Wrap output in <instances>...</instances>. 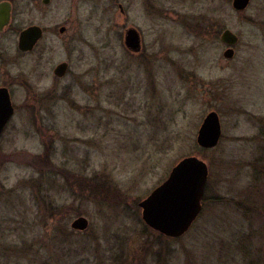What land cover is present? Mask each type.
<instances>
[{"label":"rangeland","instance_id":"obj_1","mask_svg":"<svg viewBox=\"0 0 264 264\" xmlns=\"http://www.w3.org/2000/svg\"><path fill=\"white\" fill-rule=\"evenodd\" d=\"M43 1L0 0L15 107L0 133V264H264V0ZM31 26L42 38L22 52ZM226 29L239 37L229 59ZM211 112L221 139L205 149ZM192 156L209 169L202 212L185 235H160L139 204Z\"/></svg>","mask_w":264,"mask_h":264},{"label":"water","instance_id":"obj_2","mask_svg":"<svg viewBox=\"0 0 264 264\" xmlns=\"http://www.w3.org/2000/svg\"><path fill=\"white\" fill-rule=\"evenodd\" d=\"M251 0H233V7L238 11L245 10ZM48 5L50 0H44ZM12 18V7L9 3H0V31L8 26ZM65 28L60 29L64 33ZM43 31L38 26H31L20 33L18 47L22 52L34 50ZM221 42L228 47L225 58H232L239 37L226 29L221 34ZM125 45L133 52H140L141 37L135 28L125 32ZM69 70L68 63L58 65L54 74L63 78ZM9 95L0 89V133L11 119ZM221 139V124L216 112H211L204 119L197 137V143L205 149L215 148ZM209 169L207 164L198 157L192 156L181 160L170 172L169 177L144 199L140 204L142 219L152 230L169 238H179L185 235L202 212V200L206 192ZM72 229L86 231L89 221L79 217L72 223Z\"/></svg>","mask_w":264,"mask_h":264},{"label":"flooded vegetation","instance_id":"obj_3","mask_svg":"<svg viewBox=\"0 0 264 264\" xmlns=\"http://www.w3.org/2000/svg\"><path fill=\"white\" fill-rule=\"evenodd\" d=\"M1 3H3V2H1ZM6 3H9L11 5V7H12V4L10 2H6ZM120 9H121V11L123 13L124 12V9H123V6L122 5H120ZM9 26H10V24L8 26L4 27L3 30L0 31V34L5 33L8 30ZM0 89H4V90L7 91L8 95H9V100H10V107L12 108V113L10 114L9 117H14V115H15V107H14L13 102H12V95H11L10 89H9V87H6L5 85L0 86Z\"/></svg>","mask_w":264,"mask_h":264},{"label":"trees","instance_id":"obj_4","mask_svg":"<svg viewBox=\"0 0 264 264\" xmlns=\"http://www.w3.org/2000/svg\"><path fill=\"white\" fill-rule=\"evenodd\" d=\"M86 182H87V181H85V185H86ZM160 235H161V234H160Z\"/></svg>","mask_w":264,"mask_h":264}]
</instances>
